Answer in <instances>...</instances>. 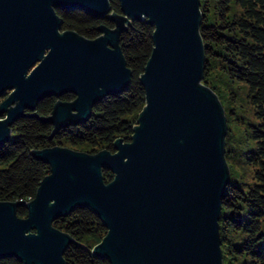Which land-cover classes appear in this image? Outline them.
<instances>
[{"label": "water", "instance_id": "1", "mask_svg": "<svg viewBox=\"0 0 264 264\" xmlns=\"http://www.w3.org/2000/svg\"><path fill=\"white\" fill-rule=\"evenodd\" d=\"M0 0V147L13 124L55 97L42 118L55 130L87 122L108 96L127 90L133 71L121 35L136 20L154 26V47L140 75L145 105L129 141L115 152L67 146L32 151L50 166L35 197L0 201V259L67 264L76 239L54 226L90 208L107 232L92 250L110 264H224L220 220L231 182L228 119L219 95L203 81L201 0ZM57 8L108 17L98 37L63 30ZM68 93L73 100H63ZM113 173L106 182L103 169ZM27 216L20 217L18 208Z\"/></svg>", "mask_w": 264, "mask_h": 264}, {"label": "trees", "instance_id": "2", "mask_svg": "<svg viewBox=\"0 0 264 264\" xmlns=\"http://www.w3.org/2000/svg\"><path fill=\"white\" fill-rule=\"evenodd\" d=\"M112 11L121 13L119 0H111ZM204 20L201 27L207 68L204 83L220 98L222 94L214 79L219 75L239 82L247 88L255 120L249 143L242 155L251 170L253 181H245L234 174L223 198L220 220L223 261L225 264H264V0H201ZM63 20V30H74L94 39L98 27L115 24L108 17L96 18L85 10L57 8ZM154 26L145 19L133 21L121 35V46L128 66L133 71L132 81L118 95L108 96L93 108L87 121L59 130L52 138L55 126L43 122L57 101L55 97L41 100L34 112H28L12 126L13 138L0 147V201H29L35 197L42 179L50 172L49 164L38 160L32 151L52 146H71L98 152H115L117 138L129 141L139 112L145 105V89L140 83L146 63L154 47ZM68 93L63 100H73ZM223 99V98H222ZM226 138V157L231 160L238 149ZM229 162V161H228ZM106 182L113 173L103 169ZM25 207L18 215L26 217ZM54 226L70 233L77 241L65 252L67 264H110L94 256L92 250L101 242L107 229L90 208H77L66 217L57 219ZM0 264H22L15 257L0 259Z\"/></svg>", "mask_w": 264, "mask_h": 264}, {"label": "rangeland", "instance_id": "3", "mask_svg": "<svg viewBox=\"0 0 264 264\" xmlns=\"http://www.w3.org/2000/svg\"><path fill=\"white\" fill-rule=\"evenodd\" d=\"M213 76L214 79L221 81L218 83V86L222 94L223 99H220L226 111L228 127L231 133L229 139L231 143L230 149L232 150L233 146L235 149H238V153L231 160H227L229 161L228 164L232 166V170L235 172L234 174L241 176L245 181L252 182L253 171L247 165L241 152L247 144L253 143L251 138L249 139L250 134L248 132V129L252 131L250 124L255 120L248 96L249 91L239 82L231 81L229 78L219 75L218 71H214ZM67 147L71 146L67 145ZM81 151L88 152L87 149H82Z\"/></svg>", "mask_w": 264, "mask_h": 264}]
</instances>
